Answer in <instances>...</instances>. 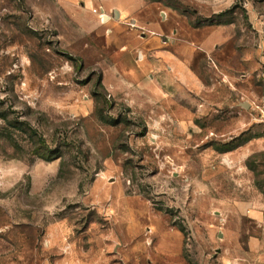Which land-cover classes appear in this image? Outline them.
<instances>
[{"label": "rangeland", "instance_id": "obj_1", "mask_svg": "<svg viewBox=\"0 0 264 264\" xmlns=\"http://www.w3.org/2000/svg\"><path fill=\"white\" fill-rule=\"evenodd\" d=\"M263 99L264 0H0V264H264Z\"/></svg>", "mask_w": 264, "mask_h": 264}, {"label": "built area", "instance_id": "obj_2", "mask_svg": "<svg viewBox=\"0 0 264 264\" xmlns=\"http://www.w3.org/2000/svg\"><path fill=\"white\" fill-rule=\"evenodd\" d=\"M96 14L102 15L104 17V10L102 9L101 11L97 12L95 11ZM253 110L257 113L256 121L262 125H264V99L260 101L258 105H255Z\"/></svg>", "mask_w": 264, "mask_h": 264}, {"label": "water", "instance_id": "obj_3", "mask_svg": "<svg viewBox=\"0 0 264 264\" xmlns=\"http://www.w3.org/2000/svg\"><path fill=\"white\" fill-rule=\"evenodd\" d=\"M117 14V13H116ZM107 19V17H105ZM246 108H250V105H245Z\"/></svg>", "mask_w": 264, "mask_h": 264}, {"label": "trees", "instance_id": "obj_4", "mask_svg": "<svg viewBox=\"0 0 264 264\" xmlns=\"http://www.w3.org/2000/svg\"><path fill=\"white\" fill-rule=\"evenodd\" d=\"M239 146H240V145H239ZM241 146H242V145H241ZM237 148H238V147H237ZM234 149H235V148H233V149H230V150H228V152H229V151H233ZM181 231H182V230H181Z\"/></svg>", "mask_w": 264, "mask_h": 264}]
</instances>
